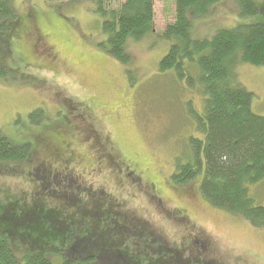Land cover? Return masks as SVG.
Returning a JSON list of instances; mask_svg holds the SVG:
<instances>
[{
  "label": "rangeland",
  "instance_id": "1",
  "mask_svg": "<svg viewBox=\"0 0 264 264\" xmlns=\"http://www.w3.org/2000/svg\"><path fill=\"white\" fill-rule=\"evenodd\" d=\"M56 1L14 0L18 21L0 41L3 61L18 72L15 83L0 81V130L33 142L27 162H0L4 222L31 216L34 206H41L50 212L46 216L70 224L74 239L95 221L105 229L97 213L113 216L115 209L135 219L122 214L115 234L127 238L128 252L142 264H153L147 261L153 255L136 250L122 225L148 227L165 244L159 245L170 249L169 257L184 264H199L196 258L201 264H264V228L203 199L202 174L182 186L172 179L179 165L194 163L193 140L204 139L199 117L205 96L196 63H188L187 76L161 73L169 44L147 37L128 42L131 60L124 66L99 47L105 40L102 21L89 3ZM257 1L264 15V0ZM237 9L226 0L207 15L192 17V37L211 38L217 30L234 28ZM236 72L253 95V113L264 117V67L240 63ZM38 108L42 113L30 117ZM39 137L65 154L52 160V150L37 144ZM249 190L264 206V182ZM36 229L29 237L37 243L15 250L20 260L47 240L42 224ZM61 239L50 238L49 247L65 250L60 257L73 262L71 243ZM188 249L192 255L184 252Z\"/></svg>",
  "mask_w": 264,
  "mask_h": 264
},
{
  "label": "trees",
  "instance_id": "2",
  "mask_svg": "<svg viewBox=\"0 0 264 264\" xmlns=\"http://www.w3.org/2000/svg\"><path fill=\"white\" fill-rule=\"evenodd\" d=\"M223 1L226 0L56 2L61 6L89 3L92 13L102 21L105 40L99 47L124 66H128L131 60L128 42H140L147 37L169 44L168 52L159 64L161 73L176 71L180 77L186 72L187 76L188 63H196L205 96V112L199 117L204 139L193 140L194 163L187 167L179 165L172 179L182 186L202 174L200 193L203 199L215 207L246 219L254 227L264 228V206L256 204L257 201L249 190L250 186L264 182V117L253 113V95L238 81L236 72L240 63L264 67L263 8L261 11L257 0H232L238 8L240 21L237 25L232 29L217 30L211 38L194 39L191 18L207 15L214 5ZM18 12L14 0H0V41H5L13 25L17 23ZM1 54L0 46V81L15 83L18 72L14 67L11 66L15 71L8 67ZM41 113L42 109L38 108L29 116ZM35 124V121L29 123ZM37 139L39 146L52 150V160L65 154L61 148L53 149L45 143V137ZM32 143L23 137L19 140L11 139L0 130V162L12 165L27 162L32 154ZM59 175L61 176L60 172ZM49 189L55 191L54 188ZM113 210V216L110 212L103 216L97 213L106 223L105 229L101 227L103 224L100 221H95L88 228H80L83 236H75L74 239L69 235L70 224L56 215V218L54 215L46 216L50 212L43 210L41 206H34L31 216L23 215L21 220L9 223L4 222L3 215L0 214V264H56L57 259L58 264H142L135 255L128 252L127 238L115 234V227L122 224L120 222L118 225L116 220L122 218V214L123 218L135 219L127 212L121 214V211L118 213V210ZM41 224L47 240L40 247L28 249L23 260H20L15 250L25 244L30 245V242L37 243L29 237V233L33 228L37 231L36 227ZM132 227L133 229L122 225L120 229H126L130 233V239L134 240L131 243L136 250L145 248L146 254L150 252L153 255L147 257V261L153 264H173L171 260L176 259V264H184L179 257H169L170 249L160 246L165 244L151 236L148 227ZM54 237L64 238V241L68 239L72 246H68L69 249L76 254L73 262L60 257L65 250L49 247V240ZM203 248L204 246L200 249L203 251ZM191 251L192 249H188L184 252L192 255ZM195 253L199 255L198 252ZM50 256L56 260H51ZM195 260L201 264L200 260Z\"/></svg>",
  "mask_w": 264,
  "mask_h": 264
}]
</instances>
